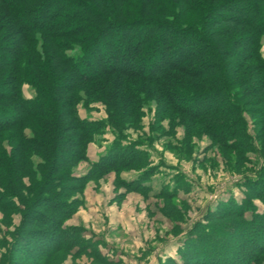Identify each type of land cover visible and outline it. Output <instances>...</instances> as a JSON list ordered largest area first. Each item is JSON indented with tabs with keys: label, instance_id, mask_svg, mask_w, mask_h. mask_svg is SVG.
Wrapping results in <instances>:
<instances>
[{
	"label": "trees",
	"instance_id": "trees-1",
	"mask_svg": "<svg viewBox=\"0 0 264 264\" xmlns=\"http://www.w3.org/2000/svg\"><path fill=\"white\" fill-rule=\"evenodd\" d=\"M263 40L264 0H0V210L21 213L11 239L0 236V264H63L68 253L112 264L67 220L84 207L87 183L111 171L126 188L120 197H147L162 169L146 147L179 128L182 146L206 135L235 170L253 156L256 175L240 184V200L208 207L160 264H263ZM96 102L106 117L82 116ZM147 111L148 133L131 139ZM107 129L106 152L77 174ZM132 169L135 178L120 177ZM174 177L154 196L182 221L176 201L191 186Z\"/></svg>",
	"mask_w": 264,
	"mask_h": 264
},
{
	"label": "rangeland",
	"instance_id": "rangeland-1",
	"mask_svg": "<svg viewBox=\"0 0 264 264\" xmlns=\"http://www.w3.org/2000/svg\"><path fill=\"white\" fill-rule=\"evenodd\" d=\"M262 52L264 55V40ZM24 94L28 97L32 96L33 88L25 84ZM80 113L93 119L106 117L104 105L98 102L93 103L89 108L80 106ZM248 117L252 124L251 117ZM152 118L153 112L147 111L143 118L144 129H128L130 138L144 136L143 132L147 134V125ZM182 136L183 129L179 128L176 137L163 136L156 139L150 147H146L150 150L153 162L160 163L162 169L151 179L156 189H159L162 183L170 181L171 185H174L176 181L174 176L179 172L184 173L187 180L185 181L190 183L188 195L181 197L186 201H176L185 216L182 221L163 215L159 210V206L163 204L162 200L150 194L149 197H145L139 192L132 191L120 197L119 194L126 191V188L117 185V174L114 171L87 183L82 196L85 199L84 207L80 208L81 212L78 216L74 215L73 219L67 220V224L84 226L85 236L100 243L101 252L113 260L112 264H158L156 259L161 257L160 254L165 252L167 247H170L171 241L176 240L175 236L178 235L176 231L179 229H175V225H179V228L184 230L185 226L202 219L208 207H215L218 199L226 198L230 194H234L240 200L244 195V188L243 186L241 188L240 184L245 181L246 175L255 177V158L252 154L251 162L238 171L227 165L216 147L209 148L211 141L206 135L195 138L192 148L182 146L180 142ZM113 139L114 134L111 129L99 135L96 141L89 145V160L77 165L75 172L86 173L92 162L106 152ZM138 174L137 170L132 169L125 170L119 175L125 180H130L131 176ZM255 202L259 205L260 211L264 210L261 201ZM11 215V217L7 216L0 210V236L8 239H11V232L21 220L20 212ZM174 244L171 246L172 253L175 249ZM175 252L177 255V250ZM166 255L163 256L164 258L161 257L159 264L168 257ZM63 264L102 263L87 253L80 255L68 253Z\"/></svg>",
	"mask_w": 264,
	"mask_h": 264
},
{
	"label": "crops",
	"instance_id": "crops-1",
	"mask_svg": "<svg viewBox=\"0 0 264 264\" xmlns=\"http://www.w3.org/2000/svg\"><path fill=\"white\" fill-rule=\"evenodd\" d=\"M98 158H99V156H98ZM98 158H96L95 160H97ZM137 175H134V176H131V179L132 178H135ZM149 183H151L152 184V186H153V190L149 193L150 195H152V196H154L155 195V193H157V192H159L160 191V189H161V187H162V185H161V187L159 188V189H156L155 188V186L153 185V183H152V180L149 182ZM163 184V183H162ZM148 197H149V195H148ZM80 212H81V209L75 214V216H78L79 214H80ZM73 219V218H72ZM68 224H71V223H68ZM191 226V225H190ZM190 226H185L184 227V230L180 233V234H178V235H176L175 237H176V240L175 241H171V244H170V247H167L166 249L167 250H165V252H163L162 254H160V256L161 257H163L165 254H167L166 255V257L167 256H175L176 254V252H175V250H177V248H178V245H179V240L183 237V235L186 233V231H187V229L190 227ZM174 238V237H173ZM175 244H174V243ZM174 244V251H173V253H172V251H171V246ZM169 250V251H168ZM173 250V249H172ZM157 258L156 260H157V262H158V264H159V260L160 259H162V258ZM164 258V257H163Z\"/></svg>",
	"mask_w": 264,
	"mask_h": 264
}]
</instances>
